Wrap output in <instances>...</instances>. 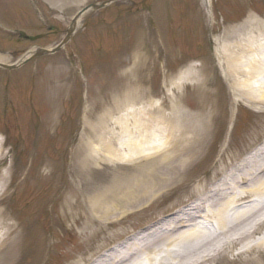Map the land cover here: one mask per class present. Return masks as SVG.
<instances>
[{
    "label": "rangeland",
    "instance_id": "1",
    "mask_svg": "<svg viewBox=\"0 0 264 264\" xmlns=\"http://www.w3.org/2000/svg\"><path fill=\"white\" fill-rule=\"evenodd\" d=\"M103 1L0 0V65L14 66L0 67V174L8 170L10 178L0 210L11 232L0 264H91L193 203L199 190L218 183L264 142V108L234 101L241 98L234 85L240 77L223 76L214 45L218 37L226 70L231 40L249 31L243 25L255 21L264 28V0H119L76 17ZM73 21L74 33L57 53L23 63L29 53L57 46ZM189 68L192 79L178 81ZM141 90L156 116L166 117L149 123L151 131L194 123L189 118L202 107L211 113L201 152L179 166L190 146L159 166L155 174H163L165 187L109 203L94 216L85 202L135 170L84 164L79 142L96 146L91 132L104 138L111 132L114 149L126 155L128 142L137 139L134 126L148 120V105L122 103ZM163 136L145 143L162 147ZM259 242L256 236L241 254L231 249L201 264H264ZM138 261L147 264L144 255Z\"/></svg>",
    "mask_w": 264,
    "mask_h": 264
},
{
    "label": "bare ground",
    "instance_id": "2",
    "mask_svg": "<svg viewBox=\"0 0 264 264\" xmlns=\"http://www.w3.org/2000/svg\"><path fill=\"white\" fill-rule=\"evenodd\" d=\"M246 25L248 27L246 30L249 31L241 34L238 39L236 37L231 40V48L225 58L226 70L222 66V56L217 49L218 37L214 38V45L223 76L240 77L234 85L240 89L241 98L235 97L234 101L239 102L242 99L245 106L259 111L264 108V28L255 21H248L243 26ZM190 70L191 68L187 69L178 81L185 75L186 78L192 79L193 73ZM179 84L180 82L173 84L175 90H178ZM143 101L148 105V120L134 126L137 139L132 141L133 143L128 142L126 155H120L121 151L114 149V136L111 132H108L107 138L102 136V132L97 136L91 132L89 137H93L96 146H92L89 139L85 138L79 142L77 152L87 156L84 164L118 163L129 165L135 170L134 174L118 180L104 193L95 195L85 202V207L94 216L104 214L109 203H118L120 199L132 200L137 195L136 192L145 194L157 187H165L163 174H155L159 166L172 164L175 157H182L181 153H184L187 147L191 146L193 150L189 155H184L185 159L181 158L178 161L181 167L186 166L189 160L196 158L201 152L204 136L209 130L211 113H204L202 107L196 115L189 118L194 123L175 128L167 126L165 129L160 126L151 131L152 126L149 123L152 121L164 123L166 117L158 113L156 116L154 112L157 110L153 109L145 90L132 94L122 104L136 105ZM118 107L119 105L115 104L113 110L119 109ZM159 133L164 135L162 147L150 146V142L145 143L148 137L158 136ZM1 144L0 142V160L4 156ZM147 144L146 151H151L150 154H145L144 146ZM169 145L170 152L166 151ZM8 178V170L0 174V200L9 187ZM65 204L69 205L68 198ZM5 222L4 211L0 210V252L4 250L5 242L11 235L6 229ZM206 226L211 229L206 230ZM262 232H264V142L240 160L233 169L222 175L218 183L199 190L198 198L193 203L169 219L157 222L144 232L128 238L91 264H142L138 261V257L142 255L147 264H201L231 249L241 254V250L247 248L256 236L259 237V244L264 245ZM156 252L162 255L153 256Z\"/></svg>",
    "mask_w": 264,
    "mask_h": 264
},
{
    "label": "water",
    "instance_id": "3",
    "mask_svg": "<svg viewBox=\"0 0 264 264\" xmlns=\"http://www.w3.org/2000/svg\"><path fill=\"white\" fill-rule=\"evenodd\" d=\"M119 0H105L103 2L100 3H96V4H89L87 6H85L83 9H81L79 11V13L77 14L76 17H79L80 15L88 12V11H98L101 9H104L105 7L117 2ZM75 21H73L70 25V27L67 29L66 34L64 36V38L62 39V41L55 46L54 48L50 49V50H44V49H37L36 52L34 54H30L29 57H27L23 63H25L26 61H28L30 59V57H42V56H47V55H52L57 53L62 47H64L71 39L73 33H74V23ZM22 63V64H23ZM1 68H5V69H14V66H2L0 65Z\"/></svg>",
    "mask_w": 264,
    "mask_h": 264
}]
</instances>
